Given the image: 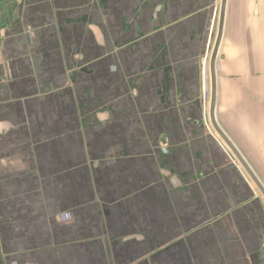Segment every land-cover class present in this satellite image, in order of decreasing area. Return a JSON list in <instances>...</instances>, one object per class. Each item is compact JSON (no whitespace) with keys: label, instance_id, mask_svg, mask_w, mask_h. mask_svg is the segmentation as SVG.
Segmentation results:
<instances>
[{"label":"crops","instance_id":"obj_1","mask_svg":"<svg viewBox=\"0 0 264 264\" xmlns=\"http://www.w3.org/2000/svg\"><path fill=\"white\" fill-rule=\"evenodd\" d=\"M15 2L0 30V264H253L262 195L197 109H169V78L122 77L155 43L151 66L167 67L212 0ZM214 72V118L264 188V0H226Z\"/></svg>","mask_w":264,"mask_h":264},{"label":"rangeland","instance_id":"obj_2","mask_svg":"<svg viewBox=\"0 0 264 264\" xmlns=\"http://www.w3.org/2000/svg\"><path fill=\"white\" fill-rule=\"evenodd\" d=\"M159 1V0H158ZM219 7V0H212L211 5L204 9L203 14L206 13V19L203 22V27L198 31H193L190 33H186L185 37L179 39V43L173 46V48L170 49V53L168 55L169 65L166 67L164 65L159 64L158 66H155L154 68L151 66L152 63L155 62H161L162 57V49L160 48V43H155V55L154 59L151 63L147 65L146 68H138L137 75L135 74L136 70H123L122 71V77L128 79L131 84H133L135 79H140L142 77H145L146 75H151L150 72L156 71L153 73L154 76L156 74L158 77H164L165 80L169 78L170 84V94H171V100L169 104V109L177 110V111H184L186 109H197L199 118L198 120H195V123L202 127V131L205 135L211 137L215 140V134L214 131L210 125L209 119H208V96H209V72H208V60L209 55L211 52V46L213 43L214 38V30H215V21L217 17V11ZM161 9L158 11L159 14H161ZM17 17V15H16ZM15 17V18H16ZM158 17L157 14L155 16L154 21V31L153 35L157 34V31L160 30L163 26L161 23V20ZM151 33H137V42L140 43V41H146L147 38H149ZM155 37V36H154ZM157 40L156 38H154ZM160 41V40H159ZM137 43V44H138ZM133 46H135L133 44ZM190 69V70H188ZM185 71L187 73L186 75H189V71H193L195 75V80L198 84V91L196 94V97L193 101L187 103H183L181 100H179V93L177 88L174 86L177 84L180 75ZM136 76V77H135ZM190 78V76L188 77ZM162 87H159L161 91ZM165 89V87H164ZM174 95V96H173ZM181 119H183L181 117ZM186 123H190L189 120H185ZM228 157V156H227ZM229 162L239 175V178L249 187L251 191L252 188L250 186L249 179L245 175L244 170L240 167L239 164L233 157L230 158L229 156ZM255 196V194H253ZM264 218V215H263ZM264 220V219H263ZM264 238V228H263V235ZM264 241V239H263ZM253 264H264V244L262 245L258 256L255 257V262Z\"/></svg>","mask_w":264,"mask_h":264},{"label":"water","instance_id":"obj_3","mask_svg":"<svg viewBox=\"0 0 264 264\" xmlns=\"http://www.w3.org/2000/svg\"><path fill=\"white\" fill-rule=\"evenodd\" d=\"M225 3L226 0H221L220 5V13H219V24H218V33L216 42L212 51L211 59H210V78H211V102H210V111H209V119L211 126L215 133L218 135V137L222 140V142L226 145V147L230 150L238 164L241 166V168L244 170V172L247 174V176L250 178L256 189L259 191V193L264 198V188L261 185V183L258 181V179L255 177L251 169L248 167V165L245 163L243 158L240 156L238 151L235 149V147L230 143V141L227 139V137L223 134V132L219 129L215 122L214 118V102H215V72H214V65H215V59L217 56V51L221 39L222 34V27H223V18H224V11H225Z\"/></svg>","mask_w":264,"mask_h":264},{"label":"trees","instance_id":"obj_4","mask_svg":"<svg viewBox=\"0 0 264 264\" xmlns=\"http://www.w3.org/2000/svg\"><path fill=\"white\" fill-rule=\"evenodd\" d=\"M15 0L0 1V30L8 27L16 17Z\"/></svg>","mask_w":264,"mask_h":264},{"label":"bare ground","instance_id":"obj_5","mask_svg":"<svg viewBox=\"0 0 264 264\" xmlns=\"http://www.w3.org/2000/svg\"><path fill=\"white\" fill-rule=\"evenodd\" d=\"M215 122H216V124H217V126L220 128V130L222 131V129H221V127H220V125L218 124V122H217V119H216V116H215ZM223 132V131H222ZM224 133V132H223ZM225 134V133H224ZM225 136L227 137V135L225 134ZM216 137V136H215ZM217 139V141L219 142V143H221L220 145L222 146L223 144H222V142H220V140H219V138H216ZM227 139L229 140V138L227 137ZM231 142V141H230ZM232 143V142H231ZM233 144V143H232ZM224 146V145H223ZM222 146V147H223ZM241 166H239V168H240ZM250 181V180H249ZM250 184H251V186L252 187H254L253 186V184L251 183V181H250Z\"/></svg>","mask_w":264,"mask_h":264}]
</instances>
